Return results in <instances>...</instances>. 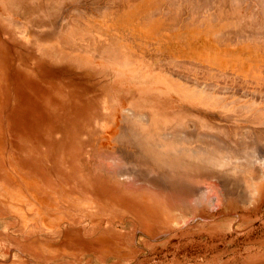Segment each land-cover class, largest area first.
Instances as JSON below:
<instances>
[{"label": "rangeland", "instance_id": "374dc122", "mask_svg": "<svg viewBox=\"0 0 264 264\" xmlns=\"http://www.w3.org/2000/svg\"><path fill=\"white\" fill-rule=\"evenodd\" d=\"M260 120L264 0H0V264H264V151L237 145ZM181 130L233 152L191 158L213 175L176 179L179 212L157 181ZM113 198L148 220L88 244Z\"/></svg>", "mask_w": 264, "mask_h": 264}, {"label": "bare ground", "instance_id": "6f19581e", "mask_svg": "<svg viewBox=\"0 0 264 264\" xmlns=\"http://www.w3.org/2000/svg\"><path fill=\"white\" fill-rule=\"evenodd\" d=\"M232 1V0H231ZM47 2V1H46ZM227 2V1H226ZM229 2H230V0H229ZM29 3V2H28ZM170 3V2H169ZM233 3V2H232ZM240 3V2H239ZM27 4V3H26ZM25 4V5H26ZM233 4H235V3H233ZM178 6V5H177ZM204 6V5H203ZM225 6V5H224ZM234 6V5H233ZM169 7V6H168ZM191 7V6H190ZM170 8V7H169ZM168 8V9H169ZM177 8V7H176ZM194 8V7H193ZM192 8V9H193ZM223 8V7H222ZM227 8V7H226ZM118 9V8H117ZM164 9V8H163ZM214 10H215V8H213ZM218 9V8H217ZM225 9V8H224ZM196 10V9H195ZM194 9H193V11H195ZM208 10V9H207ZM228 11H230L229 9H227ZM232 10V9H231ZM205 11V10H204ZM211 11H212V9L210 10V13H211ZM221 11H223V10H221ZM220 11V13L222 14V12ZM14 12V11H13ZM165 12V11H164ZM226 12V11H225ZM244 12H245V10H244ZM214 13H215V11H214ZM216 13H217V11H216ZM218 14V13H217ZM221 14H219V15H221ZM14 15V14H13ZM261 15V14H260ZM190 16V15H189ZM200 16H201V14H200ZM230 16V15H229ZM235 16V15H234ZM256 16V15H255ZM201 18V17H200ZM199 18V20H201ZM238 17L237 16H235V18L234 19H237ZM240 18V17H239ZM220 19V18H219ZM224 19V18H223ZM226 19H227V17H226ZM230 19V18H229ZM238 20V19H237ZM212 21V20H211ZM229 21V20H228ZM197 22V21H196ZM199 23H200V21H198ZM201 24V23H200ZM256 26V25H255ZM244 27H246V26H244ZM257 27V26H256ZM242 28V27H241ZM241 28H240V31H241ZM249 28V27H248ZM261 28V27H260ZM246 29H247V27H246ZM250 30H251V27L249 28ZM237 30H239V29H237ZM248 30V29H247ZM233 31V30H232ZM236 31V30H235ZM234 32V31H233ZM242 32V31H241ZM251 32V31H250ZM236 33V32H235ZM231 34V33H230ZM237 34V33H236ZM260 34V33H259ZM226 35V34H225ZM232 35H233V33H232ZM244 35V34H243ZM230 36V35H229ZM235 36V35H234ZM247 36V35H246ZM245 36V37H246ZM218 37H219V35H218ZM241 37H242V35H241ZM245 37H244V39H245ZM237 39L235 38V42H237L236 41ZM239 40V39H238ZM242 40V39H241ZM240 40V41H241ZM246 40V39H245ZM244 40V41H245ZM234 42V43H235ZM204 45L202 44V47H201V49H200V52H205L206 51V47L204 46ZM187 71V70H186ZM194 76V75H193ZM192 80V79H191ZM197 80V79H196ZM197 82V81H196ZM196 84V83H195ZM261 84V83H260ZM255 89V88H254ZM256 90V89H255ZM254 90V91H255ZM257 91V90H256ZM256 91H255V93H256ZM205 93V92H204ZM210 93V92H209ZM209 93H207V95H209ZM259 94V93H258ZM263 98V97H262ZM69 102L67 103V105H63V107L64 108H67V106L69 107V108H73L74 107V105L76 104V100H68ZM72 101H74V102H72ZM254 103V102H253ZM130 112V111H129ZM133 113V112H132ZM126 114H128V113H126ZM131 115V114H130ZM131 118V117H130ZM134 118V117H133ZM136 119V118H135ZM247 120H248V118H246ZM137 120V119H136ZM138 120H140L139 118H138ZM144 120V119H143ZM143 120H142V123H145L146 121L144 120V122H143ZM141 122V121H140ZM151 122V121H150ZM246 122V121H245ZM149 123V122H148ZM153 123H157V122H155V121H153ZM261 123H264V121H262V120H260L259 121V123L258 124H261ZM159 125V124H158ZM187 126V125H186ZM160 127V126H159ZM165 128H168L167 126H165ZM165 128H161V129H165ZM186 128V127H185ZM161 129H159V131H161ZM188 129V128H187ZM220 129V128H219ZM262 129V128H261ZM167 130V129H166ZM169 130V129H168ZM184 131H186V130H184ZM237 131H238V129H237ZM236 131V132H237ZM170 132V131H169ZM168 132V133H169ZM179 132V131H178ZM181 132V134L183 133L182 132V130L180 131ZM179 132V133H180ZM252 132V131H251ZM250 132V133H251ZM131 134H135V136L137 137V138H140V139H138L137 140V146H140V147H156V148H159L160 146H159V144H156V145H158V146H156L155 144H154V140L152 139V138H143L142 136H138V135H136V133H133V132H130ZM160 133V132H159ZM162 133V132H161ZM167 132L166 133H164L163 132V136L162 135H159V136H162V137H165L164 136V134H168ZM174 133H176L177 134V132H174ZM169 134H171V132L169 133ZM248 134V133H247ZM256 134V133H255ZM262 134V132L261 133H259L257 136H255V138L252 140V141H248V142H246V140L244 139V136H242L243 137V141L242 142H240L239 140L240 139H238V141H239V143L237 144L239 147H243L244 149H246V151L247 150H249L250 152L252 151H256V150H261V151H264L263 149H264V145H262L261 143H264V138H261V135ZM147 135V134H146ZM178 135H180V134H178ZM178 135L176 136L175 134H173V136H175V137H172V134L171 135H167L168 137H170L169 139H168V137H166L167 139H165L164 138V141L165 142H167L169 145H173L174 147H177L178 149L177 150H179V152H181V153H172V152H169V150H167V151H164L163 152V155H164V157H165V159H166V169H164V175H163V179H164V181H165V183H166V185L165 186H162V183H159V181H157L158 183H157V186L158 187H162V189H163V187L165 188V190L163 189H158V191H160V192H163L164 191V193H166V195L164 196V197H166L167 198V202H166V204L167 205H169L173 210H175V211H179V212H181V210H183V211H185V209L186 208H188V207H186L185 206V203H187L186 205H189V207H190V204H191V206H193L192 205V200L194 201V203H196V202H198L199 200H197L196 198H194V197H192L193 199L191 200V199H187V195H188V193L190 192L191 193V191H187L185 188H186V186H184V187H180V185L178 184L179 182H178V180H176V179H179V180H181L182 181V177L184 176H186V177H192V178H196L198 175H213V173H211V172H205V171H207V170H205V168L204 167H202V168H200V167H198V165H196L194 162H192V160H191V158H194V157H196V156H199V157H208V159H210L209 157H213V158H220L221 156V153H225V152H221V150L222 151H226L227 153H229L228 155H230V153L231 152H233L232 151V149L229 147V145L227 144V143H225V142H222V144H220V143H213V144H211L210 142H205V143H201V145H203L202 147H201V145L199 144V138H194V139H192V141L190 140V139H187L186 138V136H184V134H182L183 135V138H182V135H180V137L178 138ZM241 135H243V134H241ZM240 135V136H241ZM132 137V136H131ZM161 137V138H162ZM172 137V138H171ZM249 137V136H248ZM264 137V136H263ZM217 138V137H216ZM239 138V137H238ZM250 138V137H249ZM181 140H183V144L180 142L179 143V141H181ZM191 142H190V141ZM234 140V139H233ZM189 141V142H188ZM235 141V140H234ZM233 142V141H232ZM196 143H198V145L196 144ZM236 145V146H237ZM232 146V145H231ZM237 146V147H238ZM233 148V147H232ZM180 149H181V151H180ZM176 150V151H177ZM116 153V152H115ZM123 153V152H122ZM247 154H248V156L249 157H251V155L253 154L254 155V153H251L250 155H249V152H247ZM223 155V157L225 156V159H226V157H227V159H228V155H225V154H222ZM220 156V157H219ZM248 156H246V158L248 157ZM198 157V158H199ZM230 157V156H229ZM248 157V158H249ZM180 158L181 159H183V161L180 163ZM247 158V159H248ZM252 158V157H251ZM151 159V158H150ZM230 159V158H229ZM229 159H228V161H229ZM253 159V158H252ZM252 159H250V160H252ZM216 160V159H215ZM249 160V159H248ZM250 160H249V162L248 163H251L250 162ZM262 160V159H261ZM209 161V160H208ZM223 161V160H222ZM221 161V162H222ZM201 162H202V158H201ZM219 162H220V160H219ZM225 162V161H224ZM246 162V163H247ZM260 162V161H259ZM262 162V161H261ZM202 163H204V161L202 162ZM233 164H234V162H232ZM240 163V162H239ZM238 163V164H239ZM247 163V164H248ZM129 164V163H128ZM225 164V163H224ZM118 166H117V168L115 167L114 169H115V172H117V170L118 171H121V169H120V167H119V164H117ZM123 165V164H122ZM218 165V164H217ZM222 165V164H221ZM240 165V164H239ZM251 165V164H250ZM245 166H246V168H248V166L245 164ZM252 166V165H251ZM151 167V166H150ZM235 167V166H234ZM239 167H241V166H239ZM239 167H238V169H239ZM123 168H125V167H123ZM217 168V167H216ZM219 168V167H218ZM236 168V167H235ZM251 168V167H250ZM253 168H254V166H253ZM237 169V170H238ZM240 169H242V168H240ZM245 169V168H244ZM260 169V168H259ZM259 169H256V170H258L259 171ZM153 170V168L150 170V168H149V171H152ZM205 170V171H204ZM233 170H234V168H233ZM243 170V169H242ZM241 170V171H242ZM204 171V172H203ZM235 171V170H234ZM261 171V170H260ZM148 172V171H147ZM155 172V171H154ZM244 172V171H243ZM155 173H157V172H155ZM160 173H161V171H160ZM210 173V174H209ZM244 173H247V172H244ZM259 173H261V175L263 174V172H259ZM249 174V173H248ZM258 174V173H257ZM157 175V174H156ZM162 175V174H161ZM219 175H220V173H219ZM260 175V174H259ZM121 176V175H120ZM181 177V178H180ZM254 177V176H253ZM253 177H252V179H253ZM160 178V177H159ZM244 178V177H243ZM176 180V181H174V180ZM240 179H242V177L240 178ZM246 179V178H245ZM244 179V180H245ZM255 179H257V176L253 179V180H255ZM163 181V182H164ZM248 181V180H247ZM246 181V182H247ZM249 181L251 182V184H252V181L249 179ZM154 182H155V180H153V183L152 184H154ZM149 183H150V181H149ZM156 183V182H155ZM180 184H181V182H180ZM182 185V184H181ZM254 186H255V184H254ZM210 187V186H209ZM157 188V187H156ZM207 189H209V188H207ZM214 188H212V190H213ZM211 190V189H210ZM165 191H167V192H165ZM214 191V190H213ZM215 191H218V190H215ZM220 192V191H219ZM189 193V194H190ZM187 194V195H186ZM193 195V194H192ZM196 197H198V196H196ZM204 197H206L205 195H204ZM200 198H202V197H199V199ZM186 199V201H185V203H184V205H183V202H184V200ZM203 199V198H202ZM181 201H183L182 203H181ZM188 201V202H187ZM191 201V202H190ZM190 203V204H189ZM99 204V203H98ZM100 205V207H98V208H96V206L97 205H95V204H93V205H90V206H92V210H95V212H93V213H86L85 214V219H86V222L89 224V228L90 229H88V231H86V235H89L90 237H94V235H95V233H94V227H97V225H101V224H103V227L100 229V231L98 232V235L95 237V238H92L91 240H88L87 242H88V244H92L93 245V243L96 241V242H98V241H109V240H115V241H117V240H119L120 239V237H123L122 236V234L121 233H119V230L116 228V227H119L120 229L122 228V229H126V228H132L133 227V229H135V227H138L137 226V220L136 219H139V221H142L143 222V220H148V217L147 216H144V215H142V213H141V215L139 216L138 214H135L133 211H131L130 209H122L120 206H123V204H121L120 203V201L119 200H116L115 198H113V199H111V200H109V199H105V200H103V201H101V203L99 204ZM179 209H178V208ZM183 207V208H182ZM184 207H186V208H184ZM118 208V209H117ZM182 208V209H181ZM191 208V207H190ZM116 209V210H115ZM187 210V209H186ZM143 212V211H142ZM144 213V212H143ZM155 218V217H154ZM43 224H45V225H47V227L49 228V226H52V225H50V224H48V222L49 221H52V224L54 225V226H58L60 223H61V221H62V216L61 215H58V217H54V218H50V217H45L44 219H43ZM102 222V223H100V224H98L99 222ZM77 223L79 224V221H77ZM133 223V224H132ZM141 223V222H140ZM138 230V229H137ZM142 234V233H141ZM78 240V239H77ZM135 240V239H134ZM21 247V246H20ZM25 247V246H24ZM84 249V248H83ZM94 249V248H93ZM22 250V249H21ZM86 251V250H85ZM90 251V250H89ZM26 253V252H25ZM27 257V256H26ZM39 257V256H38ZM34 261V260H33ZM30 264V263H29Z\"/></svg>", "mask_w": 264, "mask_h": 264}, {"label": "crops", "instance_id": "0c3cea01", "mask_svg": "<svg viewBox=\"0 0 264 264\" xmlns=\"http://www.w3.org/2000/svg\"><path fill=\"white\" fill-rule=\"evenodd\" d=\"M159 79H161L159 76H157ZM163 84V83H162ZM131 105H134L133 103H131ZM261 195L263 196L264 195V184L261 188Z\"/></svg>", "mask_w": 264, "mask_h": 264}]
</instances>
